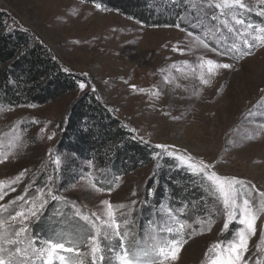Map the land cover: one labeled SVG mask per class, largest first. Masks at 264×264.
I'll use <instances>...</instances> for the list:
<instances>
[{
    "label": "rangeland",
    "instance_id": "1",
    "mask_svg": "<svg viewBox=\"0 0 264 264\" xmlns=\"http://www.w3.org/2000/svg\"><path fill=\"white\" fill-rule=\"evenodd\" d=\"M157 1L161 5L159 8H163L162 4H174L177 0ZM187 2L192 8L184 12L177 27L160 26L150 21L145 24L114 9L102 5L97 8L96 3L83 0H0V11L7 17L8 28L23 30L36 38L61 68L75 74L79 81L76 91L51 104L0 106V158L5 161L0 163V181L8 182L19 177L17 183L4 189L0 204L6 206L7 211L0 213V218L21 209L27 211L30 200L39 205L40 201L35 199L38 189H43L47 200L37 216H28L23 225L19 219L11 221L10 228L26 226V235L31 237L33 225L43 215H50L51 220L46 218L42 225L53 234L34 238L44 247V241H58L55 236L73 232L74 223L69 219L90 229L75 215L76 209L88 215L95 212L102 219L106 218L102 201L108 200L114 206L124 205L117 208L116 218L121 222V234L127 232L124 243L130 251L136 248L137 242L149 247L154 240L183 239L187 242L183 244L179 259L167 264H208L206 254L209 247L215 243L226 244L234 231L242 227L238 221H233L229 229H223L222 203L210 192V182L202 175H195L204 183L205 196L213 199L211 207L207 205L201 210L198 206L195 216L189 220L187 210L174 212L171 206L162 204L158 222L149 223L150 234L133 236L134 214L146 207L145 196L152 199L150 187L153 182L157 183L154 170L158 160L165 156L172 159L178 169L192 174L174 156L157 148V144L174 146L168 151L191 155L196 161L214 165L211 170L221 176L236 177L254 185L255 189L244 188L240 193L241 196L246 194L254 206L260 200L258 191H264V91H261L264 89V46L248 49L238 37L227 32L219 19L211 22L213 14L220 17L214 7L202 3V0ZM245 3L250 10L236 14L246 24L235 25L230 20V26L240 31H252L248 25L254 29L264 27V15H261L264 2L245 0ZM213 26L219 27L226 39L203 37V33ZM188 32L205 38L209 49L191 47ZM234 41L244 51H251V55L230 59L239 53L217 54L227 52ZM177 47L183 55L180 51H173ZM213 47L217 51H211ZM201 57L231 63L233 68L219 69L211 76L205 69L206 78L211 81L210 86H205L199 80ZM81 82L87 85L83 90L79 87ZM86 95L99 100L135 140L155 151L150 167H141L108 185L104 182L107 171L90 162L73 164L68 153L59 150L62 123L74 104ZM57 158L60 164L55 163ZM90 181L99 188L111 189V192L96 191ZM49 189L59 199L48 196ZM20 196L24 200L17 199ZM13 200L16 203H11ZM70 213L69 218L66 215ZM209 216L212 218L210 225L202 226L196 222L198 218L207 219ZM52 217H63L64 220L55 221ZM125 219L127 224L123 223ZM177 221L185 224L183 232L167 233L165 229L168 227L178 228ZM209 227L210 231L207 230ZM101 243L102 246L116 247L120 238L114 236L111 241ZM257 246L264 248V214L257 221V232L250 240L245 257L251 264H255L257 257L264 260V251L258 252ZM81 251L90 252V249L81 248ZM40 259L37 258L35 264H40ZM84 260L85 264H90L91 257H84ZM56 264L60 262L57 260ZM103 264H110L109 258H105ZM111 264H117V260L111 258Z\"/></svg>",
    "mask_w": 264,
    "mask_h": 264
},
{
    "label": "trees",
    "instance_id": "2",
    "mask_svg": "<svg viewBox=\"0 0 264 264\" xmlns=\"http://www.w3.org/2000/svg\"><path fill=\"white\" fill-rule=\"evenodd\" d=\"M83 1L114 9L145 24L150 21L160 26L180 25L184 12L192 8L187 0H177L174 4L168 1L171 4L164 3L163 8H159L161 5L157 0ZM151 12L153 21L150 20ZM6 21L7 17L0 11V106H44L76 91L78 77L65 72L36 38L23 30L9 29ZM71 109L62 123L58 147L68 153L73 164L90 162L96 168L107 171L108 177L104 182L108 185H113L117 178L129 176L135 170L153 164L155 151L135 140L133 134L120 125L94 96H84ZM154 177L157 183L153 182L150 187L152 199L149 195L145 196L146 207L133 216L136 222L133 236L150 234L149 223L153 220L158 222L162 204L171 206L174 212L187 210L189 220L195 216L198 206L201 210L207 205L212 206L213 199L203 192V181L188 171L178 169L172 159L163 156L158 160ZM66 216L70 218L71 213ZM46 218L51 220L50 215H43L33 225L31 237L53 234L42 225ZM52 218L55 221L64 220L63 217ZM69 220L74 223L73 232L55 236L58 240L90 230L77 220ZM105 257L109 258L107 252Z\"/></svg>",
    "mask_w": 264,
    "mask_h": 264
},
{
    "label": "snow or ice",
    "instance_id": "3",
    "mask_svg": "<svg viewBox=\"0 0 264 264\" xmlns=\"http://www.w3.org/2000/svg\"><path fill=\"white\" fill-rule=\"evenodd\" d=\"M264 2V0H262ZM202 3L207 4L209 7H214L219 13L218 18L215 14L212 15V20H220V24L227 29L228 33L234 34L239 38V41L246 45L248 49H252L255 46H264V27L254 29L253 26L248 25L247 28H252V31L245 29L240 31L234 26H230V20L234 21L235 25L244 26L245 20L240 18L236 13L245 10H250L245 0H202ZM100 7L99 4L96 5ZM264 15V13H261ZM179 27V25H177ZM220 33V35H217ZM188 36L191 38L189 45L191 47H202L209 49V43L201 35L188 32ZM211 39H226L225 34L219 27H211L203 33V37H209ZM249 37L251 40H249ZM211 51H217L215 47L210 49ZM173 51H180V54H184L178 47L173 48ZM231 53H239L238 56L232 55L229 58L242 59L251 55V51H244L240 44L236 41L232 42L227 52H217L218 55H228ZM175 67V65H173ZM200 69L199 80L205 85L210 86V79L206 78L205 69L208 75L217 74V70L226 69L231 70L233 65L231 63H218L213 59L200 58L198 64ZM67 71V69H65ZM161 71H164L163 69ZM87 75V74H85ZM167 82V81H165ZM81 90L87 87L86 83L81 82L79 84ZM135 90V86H133ZM95 91V89H93ZM140 91H144L141 89ZM261 91H264L262 89ZM264 127V126H262ZM133 131H135L133 129ZM50 139L52 137H49ZM157 148L162 149L168 156H174L175 159L180 161L181 165L186 166L188 170L194 175H202L207 181L210 182L209 190L212 192L216 199L222 203L225 222L223 229H229L230 224L233 221H238L240 227L235 230L232 238L226 243H215L211 245L206 254V260L208 264H251L246 260V254L249 252V243L252 237L257 232V221L260 216L264 214V191H258L260 200L257 205L254 206L253 201L245 194L240 195L244 188L255 189L254 185H250L245 181L239 180L236 177L221 176L216 171H212L214 165L204 162L203 160L196 161L191 155H178L174 152L168 151L169 145L157 144ZM4 159L0 158V163H4ZM56 164H60L59 158L55 160ZM23 176V173H21ZM19 180V177L15 180L8 182L0 181V201L4 199V189L10 185L15 184ZM92 187L99 192L108 191L111 189H102L97 187L94 182ZM239 186V187H238ZM11 191H15V188H11ZM48 196L53 200L59 199L54 195L51 190L48 191ZM135 195V193H133ZM45 193L43 189L37 190V196L35 199L40 201L37 205L33 201H28L30 208L25 211L24 209L14 211V214H10L6 217L0 218V264H35L37 258L40 259V264H56L57 260L60 264H85L84 257H91L90 264H103L105 260V251L109 254V260L111 264V254H116L117 264H167L168 261H177L179 259V253L186 243L183 239H170L167 241H155L149 246H142L141 242H137V246L133 251L129 250V247L125 245L124 241L127 237V232L121 234V222L116 218L117 208H123L124 205L114 206L110 201L104 200L102 204L106 209L102 219L100 215L93 212L91 215L84 214L80 209H76L75 215L79 217L86 225L90 226V230H86L83 233H75L66 240L61 237L58 241L47 240L44 241V247L40 246V243L33 237L27 234L28 228L26 226H20L18 228H10L8 225L11 221H18L20 224H24L28 216H37L38 212L44 208L47 200L44 199ZM19 200H24L23 196L18 197ZM11 203H16L13 200ZM7 211V207L0 204V213ZM197 223L211 224L212 218L209 216L207 219L198 218ZM124 224L128 221L125 219ZM178 228L168 227L165 231L169 234L174 232H183L185 224L177 221ZM103 228V231H102ZM204 228H201V232ZM208 231L211 230L209 227ZM195 232V229H193ZM116 236L120 238V244L116 247L109 244L102 246L101 241H111ZM8 246L7 248L5 246ZM14 246V247H13ZM81 246L90 249V252L81 251ZM117 247L120 249L117 251ZM257 251H264V248L257 246ZM62 253L73 254L72 257L66 256ZM151 257V258H149ZM255 264H264V260L257 257Z\"/></svg>",
    "mask_w": 264,
    "mask_h": 264
},
{
    "label": "crops",
    "instance_id": "4",
    "mask_svg": "<svg viewBox=\"0 0 264 264\" xmlns=\"http://www.w3.org/2000/svg\"><path fill=\"white\" fill-rule=\"evenodd\" d=\"M111 258H113V259H114L115 257H114L113 255H111Z\"/></svg>",
    "mask_w": 264,
    "mask_h": 264
}]
</instances>
